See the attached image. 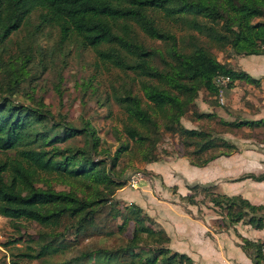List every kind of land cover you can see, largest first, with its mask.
Returning <instances> with one entry per match:
<instances>
[{
  "label": "trees",
  "instance_id": "obj_1",
  "mask_svg": "<svg viewBox=\"0 0 264 264\" xmlns=\"http://www.w3.org/2000/svg\"><path fill=\"white\" fill-rule=\"evenodd\" d=\"M35 10L38 25L58 28L60 42L80 41L94 50L96 64L132 70L140 78L144 100L132 89L114 97L126 114L123 132L142 148L141 160H158L157 142L166 131L184 136V145L192 146L185 155L197 166L235 150L220 132L185 127L181 119L200 88L219 95L218 75L230 77L226 91L235 79L256 82L247 72L218 59L210 48L230 46L236 53L264 52V20L255 19L264 16V0H0V44ZM159 11L164 18L180 20L197 32L190 36L189 47L179 44L177 36L161 26ZM136 27L167 44L166 54L146 46ZM199 34L205 36L206 43L198 40ZM157 53L162 67L153 63ZM31 60L30 52L9 61L0 57V94L12 96L18 90ZM8 96L0 100V152L5 154L0 158V214L34 220L42 227L34 245H27L19 254L41 258L45 264L55 254H65L67 264H196L186 253L169 247V236L143 207L135 202L121 205L114 196L125 185L121 172H114L121 146L126 144V148L127 142L113 153L102 148L99 152L103 156L94 159L99 140L88 121L80 127L63 122L64 135L45 141V132L31 129L24 119L26 114L20 117L24 105L12 103ZM190 112L197 119L212 115L211 111ZM219 122L232 130L242 125L264 127V120L219 117ZM84 130L90 135V147L72 141L58 150L47 147ZM246 176L261 179L264 173ZM37 181L42 184L37 185ZM54 182L63 187H55ZM200 187L222 215L218 227L227 229L241 219L257 228L264 226V205L215 192L212 183L188 185L189 192L180 195V200L200 203ZM172 188L175 191V186ZM240 237L253 264H264V239ZM110 239L114 244L106 245ZM11 263L21 264L18 259Z\"/></svg>",
  "mask_w": 264,
  "mask_h": 264
},
{
  "label": "rangeland",
  "instance_id": "obj_2",
  "mask_svg": "<svg viewBox=\"0 0 264 264\" xmlns=\"http://www.w3.org/2000/svg\"><path fill=\"white\" fill-rule=\"evenodd\" d=\"M158 18L161 21V26L177 36L179 44L184 47L190 46L189 38L196 35V31L192 30L186 23L181 24L180 20L164 18L160 11ZM255 19L264 20V16ZM38 22V10L32 11L19 28L0 44V57L5 61L13 60L15 57L21 58L22 52L32 54V60L25 68L27 73L20 80L18 90L12 96L0 94V100L4 96H8L12 103L24 105L20 117L26 114L24 119L29 123L31 129L39 128L45 132V141L64 135L63 122H69L80 127L85 121H88L89 127L95 130L99 140L98 152L94 155V159L103 156L99 152L102 148H108L110 153H113L122 142H127L129 146L126 148V144L121 146L114 172H121V178L125 183L122 189L120 188L121 191L118 190L114 194L120 200L121 205L125 202L136 201L135 203H139L150 210L156 201L155 197L158 199H178L173 188L170 191V186L164 187L162 185L160 175L152 167L160 169L159 165L171 164L177 160L176 157H186L187 148L192 149V146L184 145V136L173 131L163 132L157 142L158 160L154 163L141 160L142 148L136 142L128 139L123 132L126 114L123 106L116 101L114 96L132 89L144 100L143 91L140 89V78H137L132 70H121L118 67L103 63L96 64L97 58L91 47L84 46L77 40L60 42L59 31L56 26L38 25ZM136 29L146 46L166 54L167 44L146 36L138 27ZM198 38L199 41L206 43L204 35L199 34ZM210 49L218 59L225 61L231 48L226 46L222 49L215 47ZM160 57L157 53L153 57V63L162 67L163 63ZM227 92L225 89L220 98L219 95H212L205 88H200L197 97L192 104L190 103L186 114L182 116V124L185 127H191L188 125L192 124L197 128L213 129L220 132L223 137H225V131H234L219 122V117L221 119L223 117L216 112H212L211 116L200 117L199 119L193 117L190 112L191 110L201 111L200 105H203V101L222 104ZM158 122L162 125L161 119H158ZM89 136L87 130H84V132L73 134L66 140L54 141L53 145L50 144L47 147L58 150L68 141L90 147L91 138ZM8 153H14V151L8 150ZM59 155L60 152L56 157ZM3 156L5 154L0 152V158ZM137 172H140L142 179L137 186H131L130 179ZM170 172L172 173L171 177L176 176L174 167ZM36 184L41 185L42 182L37 181ZM53 184L57 188L63 187L62 184L56 182ZM206 192L202 187L198 189L197 199L201 202L197 205L206 206L209 203V195ZM160 209H166V205L163 204ZM41 229V225L34 220L10 219L0 214V264H12L14 259H18L21 264H45V262H41V258H28L19 254L27 249V245H34V240ZM128 234L129 232H126L124 235L127 236ZM105 243L112 245L114 241L110 239L106 240ZM65 256V254L49 256L46 264H51L54 261L67 264Z\"/></svg>",
  "mask_w": 264,
  "mask_h": 264
},
{
  "label": "crops",
  "instance_id": "obj_3",
  "mask_svg": "<svg viewBox=\"0 0 264 264\" xmlns=\"http://www.w3.org/2000/svg\"><path fill=\"white\" fill-rule=\"evenodd\" d=\"M225 61L234 69L247 72L256 82L235 79L222 104L203 101L200 110L216 112L225 120H264V52L230 51ZM233 130L225 131L224 136L236 146L235 150L205 165L191 164L187 157L179 156L171 164L159 165L160 169L152 167L160 175L164 187L170 186L172 191L175 186L178 199L155 197L150 210L137 203L163 227L169 236V247L186 253L196 264H253L252 257L241 246L240 235L251 240L264 239V226L257 228L241 219L227 229L220 228L217 223L222 215L211 202L199 206L179 198L189 192L190 184L212 183L215 192L239 195L252 204L264 205V178L246 176L264 173V127L242 125ZM173 167L175 177H171ZM167 179H171L170 183ZM163 204L166 209L162 210Z\"/></svg>",
  "mask_w": 264,
  "mask_h": 264
},
{
  "label": "built area",
  "instance_id": "obj_4",
  "mask_svg": "<svg viewBox=\"0 0 264 264\" xmlns=\"http://www.w3.org/2000/svg\"><path fill=\"white\" fill-rule=\"evenodd\" d=\"M261 46H262V48H264V43ZM229 80H230V77L228 75H218L216 77V83L220 86V88H219V96H220V98L223 95L224 86ZM141 179H142V175L140 174V172H137L136 174H133L131 179H130V185L131 186H137ZM262 251H263V254H264V245L262 246Z\"/></svg>",
  "mask_w": 264,
  "mask_h": 264
}]
</instances>
